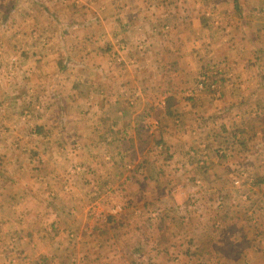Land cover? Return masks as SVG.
<instances>
[{"label":"crops","instance_id":"1","mask_svg":"<svg viewBox=\"0 0 264 264\" xmlns=\"http://www.w3.org/2000/svg\"><path fill=\"white\" fill-rule=\"evenodd\" d=\"M45 1L13 0L6 20L29 98L51 85L36 131L20 132L42 165L11 155L16 104L0 98V264H264V0ZM44 33L74 50H42ZM204 73L215 90L198 88ZM194 214L246 223L213 252L190 235Z\"/></svg>","mask_w":264,"mask_h":264},{"label":"rangeland","instance_id":"2","mask_svg":"<svg viewBox=\"0 0 264 264\" xmlns=\"http://www.w3.org/2000/svg\"><path fill=\"white\" fill-rule=\"evenodd\" d=\"M12 1L13 0H0V86L1 85L3 86L0 89V98L3 102H8L7 99H3V98H5V96H7L8 94H12L14 96L12 98L15 100V104H16L14 106L15 107L14 111L8 109V114H10V118H11V120L8 121V124L10 123V125H8V127L13 129L12 133L14 135L11 136L12 137L11 138L12 146H15L19 151H17V150L10 151L11 155L16 157V156L21 155V154L26 152L27 153L26 155H28V158L33 159V163H35L34 165L36 166L37 164L42 165L43 155H47V154L43 153V155H40L41 151H38L36 149H31L30 151H28L26 146L22 145V143H20L22 140L21 138H24L21 136L20 132L26 131L27 134H30L33 130L36 131L37 126H38V117H39V114L41 113L40 95H38L39 94L38 92L39 91L40 92L49 91L48 86L51 84H50L49 80L47 81L45 79L44 80L45 87L43 89H39V91L35 90L32 93H30V94H34L32 99H30L29 96L27 95V93L25 92L26 91L25 88H27L26 87V78L23 81V74L19 70H16V72L13 73L14 69L12 67V62L13 61L16 62L17 59L14 57L12 59L9 58L10 54L7 52H10L8 50H12V48L18 49V48H22V46H21V43L19 42V37L16 35H13V34H15V32H17V33L21 32L20 29H16L17 28L16 26H18V23L15 26L11 27L12 24H10L9 22L6 21L7 17L9 16L10 5L12 4ZM35 1L39 2L40 4H44V6H45V3H46L45 0H35ZM55 1H57V0H55ZM62 1H66V0H62ZM213 1H215V0H205V2L208 4L212 3ZM47 4L52 8V10L56 6L54 3V0H47ZM208 13H209V16L211 17L212 12H208ZM41 35H43L42 39L40 40L41 41V49L44 51H53L54 50V51L58 52L60 50H66L67 51L68 49H70V51H71L73 49L68 41H64L62 39V38H65L64 36L59 38L60 42L58 41L57 43H54L53 39L51 38V36L48 33H44ZM3 50L6 52L4 53ZM69 54L70 53L68 52L67 54H63L61 56L62 64H65V61H66V59H68ZM118 57H119V54H115L114 59H116V60L121 59V58L118 59ZM11 60H12V62H11ZM96 60H98V59H96ZM68 62H69V60H68ZM68 62H66V64ZM110 62H111L110 65L113 66V62L112 61H110ZM20 64H22V63H20ZM62 74L64 75V73H62ZM207 74H209V73H207ZM49 75L51 78V74H49ZM94 77H95V79H93L94 82L98 86H102L103 83L101 80V74L100 73L98 75L95 74ZM208 79H209V81H210V79L212 80L211 74L208 75ZM34 80H35V77L32 78L31 81H34ZM14 81H16V83ZM87 85L83 84V89H82L83 91L81 90V88H79V90L82 92L83 97H86ZM42 86L43 85L39 86L38 88H40ZM11 87H12V89H15L13 92L11 91ZM198 88H199V86H198ZM199 89L202 91L215 90V89H209L208 85H206L205 88H199ZM2 96H4V97L2 98ZM9 99H10V97L8 96V100ZM41 99L44 100V98L42 96H41ZM29 103L33 104L34 107L30 108V106H32V105L31 104L29 105ZM5 106L1 107V105H0V116L7 114ZM32 111H33V113L30 116V113ZM0 127H2V121H0ZM5 129H7V127H5ZM150 146H155V151L158 150V151L162 152L165 150L164 146L162 144L151 143ZM22 147H24V148L21 149ZM52 156H53L52 151H50L49 157L51 158ZM204 156H206V154ZM25 159L26 158H24V160ZM65 171H66V173L68 172V164H67L65 169L58 171L59 175L65 174ZM246 172L247 171H245L243 169H241L240 172H238L239 175L233 180L234 186L244 187L246 178L248 179V175ZM21 173H23V172L20 171V174ZM23 176H25V175H23ZM236 180H238L239 183H235ZM71 185L72 184H64L63 190H62V188H61L62 186H61V187H59V189H60L59 191H63V193L67 194L68 192H71L70 190H73V189H71ZM53 186H54L53 188H55V185H53ZM73 187H75V185ZM198 190H199V188H198ZM205 190L208 191L206 196L209 194V196L211 198H212V196H214V194L216 195L218 193V192H216V193L213 192L214 186L210 185V184L208 186V189H205ZM217 195H219V193ZM193 198L195 199V202H194L195 208L202 207V205H204L202 201L201 202L197 201L198 199L196 197H193ZM194 199H193V201H194ZM205 208L208 211L213 210V208H211L210 205L206 206ZM137 210L136 211L138 212V214H140L139 208H137ZM207 210H204V211L207 213ZM204 211L202 210V212H204ZM234 214H236V213H234ZM202 216H203V214H201V215L194 214L188 220V224L190 225V228L195 229V230L191 231V233H190V229H189V233L193 238H195V240H199L204 245L205 250H211V251H213L212 245L215 244L214 240H217V241H220L221 239L229 240V233L228 232L235 230L236 228L238 229L239 228L238 225H240V224L244 225L246 223V220H244V222H245L244 223L243 221L242 222L241 221L235 222V220L227 219L226 221L218 224L219 226H216L217 225L216 219H215V223H214L209 218H207V217L203 218ZM140 218H142V217H140ZM200 218H203V219L200 220ZM105 220H108V215H105ZM197 220H200L202 222V224L201 225L198 224ZM108 221L110 222V220H108ZM232 223H234L235 226L233 228H231V230H225L224 232H222V234H219V232L226 229L225 226H228ZM174 225H176V224H174ZM179 226H181V225L179 224L177 226L178 227L177 230L182 231L184 229V226H181V227H179ZM214 226H215V228H213ZM142 228L143 229L146 228L145 223L142 224ZM162 229H160V228L158 229L157 237L160 241L164 242L166 233L165 232L162 233ZM174 234L175 233H173V232L171 234L169 233V236L171 237ZM252 235H254V234L252 233ZM140 236L149 237L150 233H148V231H146L144 233H141ZM252 240H253V238H252ZM227 244H228V242L225 241L224 245H227ZM145 253L150 254L149 247H146ZM169 256L171 258H177L178 259L181 257V253L177 252V253H173V255L169 254ZM198 256L199 255H195V258L197 259ZM198 260H200V257L198 258ZM197 264H201L200 261Z\"/></svg>","mask_w":264,"mask_h":264},{"label":"built area","instance_id":"3","mask_svg":"<svg viewBox=\"0 0 264 264\" xmlns=\"http://www.w3.org/2000/svg\"><path fill=\"white\" fill-rule=\"evenodd\" d=\"M208 75L207 73H204L201 75L200 80L197 83V86H199V88H205L206 85H208L209 89H215L216 88V82L215 79L212 77V80L208 79ZM235 183H239L238 180L235 181Z\"/></svg>","mask_w":264,"mask_h":264}]
</instances>
